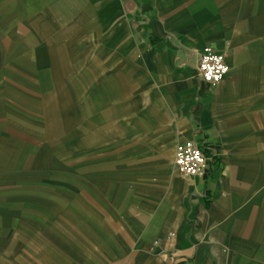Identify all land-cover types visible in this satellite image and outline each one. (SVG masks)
I'll use <instances>...</instances> for the list:
<instances>
[{"label": "crops", "instance_id": "crops-1", "mask_svg": "<svg viewBox=\"0 0 264 264\" xmlns=\"http://www.w3.org/2000/svg\"><path fill=\"white\" fill-rule=\"evenodd\" d=\"M0 10L63 40L73 212L89 236L72 241L80 264H264V0H0ZM205 47L229 66L217 85L197 75ZM185 141L214 156L205 176L175 170Z\"/></svg>", "mask_w": 264, "mask_h": 264}, {"label": "rangeland", "instance_id": "rangeland-1", "mask_svg": "<svg viewBox=\"0 0 264 264\" xmlns=\"http://www.w3.org/2000/svg\"><path fill=\"white\" fill-rule=\"evenodd\" d=\"M1 12L0 264H80L72 241L89 236L85 215L73 212L74 90L57 60L63 40L41 39Z\"/></svg>", "mask_w": 264, "mask_h": 264}, {"label": "built area", "instance_id": "built-area-1", "mask_svg": "<svg viewBox=\"0 0 264 264\" xmlns=\"http://www.w3.org/2000/svg\"><path fill=\"white\" fill-rule=\"evenodd\" d=\"M196 71L201 80L211 85H217L228 74L229 66L224 54L205 47L199 54ZM211 160L212 157L206 155L195 142H180L176 146L174 167L181 176H205Z\"/></svg>", "mask_w": 264, "mask_h": 264}, {"label": "trees", "instance_id": "trees-1", "mask_svg": "<svg viewBox=\"0 0 264 264\" xmlns=\"http://www.w3.org/2000/svg\"><path fill=\"white\" fill-rule=\"evenodd\" d=\"M205 153V152H204ZM206 154V153H205ZM210 157H212V159H214V156L210 155Z\"/></svg>", "mask_w": 264, "mask_h": 264}]
</instances>
